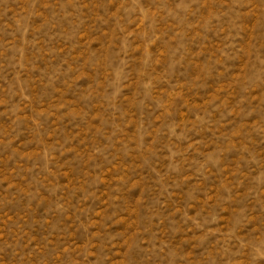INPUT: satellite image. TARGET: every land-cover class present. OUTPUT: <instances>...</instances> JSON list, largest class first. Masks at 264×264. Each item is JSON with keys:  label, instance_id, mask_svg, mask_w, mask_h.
<instances>
[{"label": "rangeland", "instance_id": "obj_1", "mask_svg": "<svg viewBox=\"0 0 264 264\" xmlns=\"http://www.w3.org/2000/svg\"><path fill=\"white\" fill-rule=\"evenodd\" d=\"M0 264H264V0H0Z\"/></svg>", "mask_w": 264, "mask_h": 264}]
</instances>
